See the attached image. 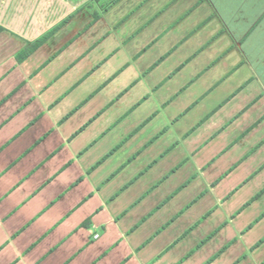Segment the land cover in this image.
Segmentation results:
<instances>
[{
  "label": "crops",
  "instance_id": "obj_1",
  "mask_svg": "<svg viewBox=\"0 0 264 264\" xmlns=\"http://www.w3.org/2000/svg\"><path fill=\"white\" fill-rule=\"evenodd\" d=\"M93 1L0 0V264H264V0Z\"/></svg>",
  "mask_w": 264,
  "mask_h": 264
},
{
  "label": "trees",
  "instance_id": "obj_2",
  "mask_svg": "<svg viewBox=\"0 0 264 264\" xmlns=\"http://www.w3.org/2000/svg\"><path fill=\"white\" fill-rule=\"evenodd\" d=\"M102 0H94L93 2H100ZM120 0H107L105 4V8L109 9L110 7L117 4ZM86 7L91 8L92 4L88 3ZM74 15L70 16L68 19L64 20L62 23L57 25L54 29L37 39L36 41L30 43L26 49H24L21 53L17 55V62L22 63L27 60L30 56H32L40 47H42L52 36H54L63 26H65ZM100 19V14L98 12H94V21Z\"/></svg>",
  "mask_w": 264,
  "mask_h": 264
},
{
  "label": "rangeland",
  "instance_id": "obj_3",
  "mask_svg": "<svg viewBox=\"0 0 264 264\" xmlns=\"http://www.w3.org/2000/svg\"><path fill=\"white\" fill-rule=\"evenodd\" d=\"M162 72L159 73V75L161 74ZM157 78V77H156ZM155 79H151V81L153 82Z\"/></svg>",
  "mask_w": 264,
  "mask_h": 264
}]
</instances>
